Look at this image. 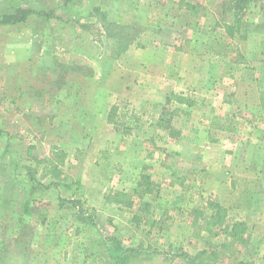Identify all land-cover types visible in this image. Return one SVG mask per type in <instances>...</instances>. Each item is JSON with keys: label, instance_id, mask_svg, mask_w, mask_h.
Instances as JSON below:
<instances>
[{"label": "rangeland", "instance_id": "obj_1", "mask_svg": "<svg viewBox=\"0 0 264 264\" xmlns=\"http://www.w3.org/2000/svg\"><path fill=\"white\" fill-rule=\"evenodd\" d=\"M0 264H264V0H0Z\"/></svg>", "mask_w": 264, "mask_h": 264}, {"label": "trees", "instance_id": "obj_2", "mask_svg": "<svg viewBox=\"0 0 264 264\" xmlns=\"http://www.w3.org/2000/svg\"><path fill=\"white\" fill-rule=\"evenodd\" d=\"M227 28V31H229L231 29V26L229 25H226ZM175 100L178 102V103H181V104H185L189 107H193L195 105V103L190 100L189 98H186V97H179V96H175ZM118 111V107L117 106H114L112 107L110 113H109V116H108V121L109 122H113L114 120V116L116 115V112ZM161 128H164V125H160ZM171 135L172 136H175V133L174 131L171 129L170 131ZM55 151H57V155H58V162H60L61 164H63L67 158V153L65 152H62V151H59L57 148H55ZM59 152V153H58ZM149 179H147V182L145 183V186L147 187V192L149 191V188L150 187V183L148 181ZM235 232H236V226L233 227V230H232V236L234 237L235 236ZM205 253V252H204Z\"/></svg>", "mask_w": 264, "mask_h": 264}]
</instances>
